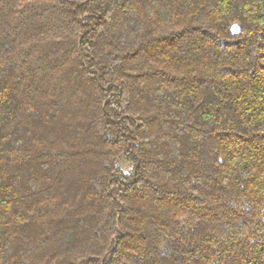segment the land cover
<instances>
[{
  "label": "trees",
  "instance_id": "16d2710c",
  "mask_svg": "<svg viewBox=\"0 0 264 264\" xmlns=\"http://www.w3.org/2000/svg\"><path fill=\"white\" fill-rule=\"evenodd\" d=\"M0 264H264V0H0Z\"/></svg>",
  "mask_w": 264,
  "mask_h": 264
}]
</instances>
